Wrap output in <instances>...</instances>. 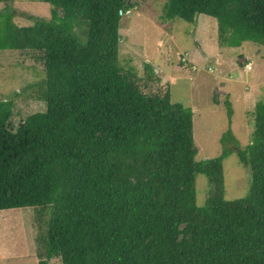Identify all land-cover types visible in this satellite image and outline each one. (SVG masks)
<instances>
[{
  "label": "trees",
  "instance_id": "obj_1",
  "mask_svg": "<svg viewBox=\"0 0 264 264\" xmlns=\"http://www.w3.org/2000/svg\"><path fill=\"white\" fill-rule=\"evenodd\" d=\"M0 1V48L24 51L46 73L24 87L45 109L15 126L20 90L0 98V209L49 206L38 264L54 255L61 264H264V101L251 109L250 142L241 146L228 126L221 152L197 158L191 107L168 90L143 92L118 62L119 20L133 0H43L48 18ZM163 7L167 18L216 17L221 45L264 44V0ZM232 150L249 185L228 199L222 159ZM198 173L207 177L202 204Z\"/></svg>",
  "mask_w": 264,
  "mask_h": 264
},
{
  "label": "rangeland",
  "instance_id": "obj_2",
  "mask_svg": "<svg viewBox=\"0 0 264 264\" xmlns=\"http://www.w3.org/2000/svg\"><path fill=\"white\" fill-rule=\"evenodd\" d=\"M133 1L134 6L121 12L119 20L118 62L136 73V83L143 92L168 90L172 101L191 107L196 157L218 155L222 150L220 136L228 126L241 146L250 142L251 109L257 101H264V44L244 40L238 46L223 47L216 17L198 13L194 21L177 15L167 18L163 16L165 0ZM9 3L19 12L47 18L52 6L43 0ZM4 4L0 1V9ZM13 19L19 24L31 22L20 14ZM45 75L43 66L24 51L0 48V98L20 90L17 96L13 94V126L30 112L45 109V101L24 88ZM226 99L232 108L230 117ZM222 166L224 196L245 195L248 171L236 151L227 152ZM206 187L207 177L198 173L199 204L205 200ZM48 212L49 206L41 205L0 209V264H38L47 248ZM49 264H61L60 257L54 255Z\"/></svg>",
  "mask_w": 264,
  "mask_h": 264
},
{
  "label": "built area",
  "instance_id": "obj_3",
  "mask_svg": "<svg viewBox=\"0 0 264 264\" xmlns=\"http://www.w3.org/2000/svg\"><path fill=\"white\" fill-rule=\"evenodd\" d=\"M246 66H247V68H249L250 67L249 63H246Z\"/></svg>",
  "mask_w": 264,
  "mask_h": 264
},
{
  "label": "crops",
  "instance_id": "obj_4",
  "mask_svg": "<svg viewBox=\"0 0 264 264\" xmlns=\"http://www.w3.org/2000/svg\"><path fill=\"white\" fill-rule=\"evenodd\" d=\"M223 47H226V46H225V45H223ZM161 61H163V60H162V58H161ZM215 61H217V58L215 59ZM156 64H157V63H156Z\"/></svg>",
  "mask_w": 264,
  "mask_h": 264
},
{
  "label": "water",
  "instance_id": "obj_5",
  "mask_svg": "<svg viewBox=\"0 0 264 264\" xmlns=\"http://www.w3.org/2000/svg\"><path fill=\"white\" fill-rule=\"evenodd\" d=\"M121 12V11H120Z\"/></svg>",
  "mask_w": 264,
  "mask_h": 264
}]
</instances>
